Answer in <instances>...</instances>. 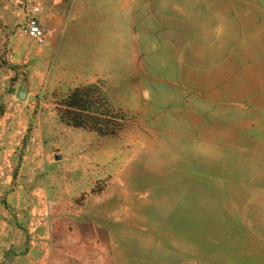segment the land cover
Listing matches in <instances>:
<instances>
[{
    "label": "rangeland",
    "instance_id": "rangeland-1",
    "mask_svg": "<svg viewBox=\"0 0 264 264\" xmlns=\"http://www.w3.org/2000/svg\"><path fill=\"white\" fill-rule=\"evenodd\" d=\"M34 5L0 0V264H264V159L234 150L231 113L145 127L120 51L79 84L57 35L20 33ZM89 86L90 113L64 107Z\"/></svg>",
    "mask_w": 264,
    "mask_h": 264
},
{
    "label": "crops",
    "instance_id": "crops-1",
    "mask_svg": "<svg viewBox=\"0 0 264 264\" xmlns=\"http://www.w3.org/2000/svg\"><path fill=\"white\" fill-rule=\"evenodd\" d=\"M40 3L37 19L57 35L56 49L79 84L107 74L106 52L114 48L118 70L134 71L145 127L190 137L200 125L208 135L231 113L234 150L264 159V0ZM131 52L137 70L127 61Z\"/></svg>",
    "mask_w": 264,
    "mask_h": 264
},
{
    "label": "trees",
    "instance_id": "trees-1",
    "mask_svg": "<svg viewBox=\"0 0 264 264\" xmlns=\"http://www.w3.org/2000/svg\"><path fill=\"white\" fill-rule=\"evenodd\" d=\"M92 88L93 86H89L84 90H74V92L66 98L64 107L73 113H90V111L94 109Z\"/></svg>",
    "mask_w": 264,
    "mask_h": 264
},
{
    "label": "built area",
    "instance_id": "built-area-1",
    "mask_svg": "<svg viewBox=\"0 0 264 264\" xmlns=\"http://www.w3.org/2000/svg\"><path fill=\"white\" fill-rule=\"evenodd\" d=\"M38 13L39 7L37 5L32 6L29 16L20 27V33L37 43H43L48 35V30L37 19Z\"/></svg>",
    "mask_w": 264,
    "mask_h": 264
},
{
    "label": "water",
    "instance_id": "water-1",
    "mask_svg": "<svg viewBox=\"0 0 264 264\" xmlns=\"http://www.w3.org/2000/svg\"><path fill=\"white\" fill-rule=\"evenodd\" d=\"M18 97L22 98L23 97L22 93H20ZM56 159H58V157H56Z\"/></svg>",
    "mask_w": 264,
    "mask_h": 264
}]
</instances>
